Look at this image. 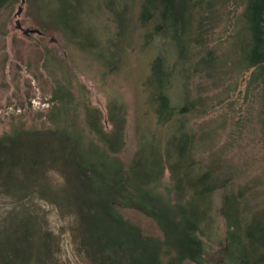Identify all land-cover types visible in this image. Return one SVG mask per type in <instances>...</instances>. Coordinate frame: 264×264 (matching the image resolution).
<instances>
[{
    "label": "trees",
    "instance_id": "trees-1",
    "mask_svg": "<svg viewBox=\"0 0 264 264\" xmlns=\"http://www.w3.org/2000/svg\"><path fill=\"white\" fill-rule=\"evenodd\" d=\"M58 1L62 11L54 16L49 11L45 22L87 52L94 51L95 60L105 67L121 64L115 51L118 40L122 53L137 38L143 48L160 51L145 84L155 121L144 127L132 160L123 163L116 155L128 145L125 105H108L106 129L103 113L91 104L85 87L77 98L71 81L63 78L39 126L18 121L0 136V190L18 198L38 196L56 205L62 216L74 217L70 233L88 264H264V208L252 210L245 198L247 185L234 184L243 167L228 159L227 144L201 158L205 147H212V133L202 135V126H190L188 118L200 113V107L206 114L211 103L192 95L190 79L238 80L251 72L249 86L261 103L264 142V0H143L136 19L125 8L118 14L117 31L107 41L88 26L75 24L72 10L84 0ZM19 2L0 0V12ZM46 2L39 10L51 9L53 0ZM218 4L243 7L230 35L232 45L222 57L212 51L197 57L209 42L206 33L215 29ZM169 42L174 61L166 50ZM54 61L50 58L47 64ZM201 84L196 87L202 89ZM174 85L185 88L177 105L170 96ZM52 171L63 179L59 187L49 179ZM166 171L173 202L158 191ZM127 209L152 219L161 236L132 223L123 213ZM216 210L226 231L217 251L209 253L206 239ZM24 214L9 215L10 221L0 227V264H50L53 237L45 233L37 239L32 219Z\"/></svg>",
    "mask_w": 264,
    "mask_h": 264
},
{
    "label": "rangeland",
    "instance_id": "rangeland-1",
    "mask_svg": "<svg viewBox=\"0 0 264 264\" xmlns=\"http://www.w3.org/2000/svg\"><path fill=\"white\" fill-rule=\"evenodd\" d=\"M142 1L84 0L81 8L72 10L74 22L76 25L88 26L107 41L117 31L116 25L120 19L118 14L123 13L125 8L128 10L127 15L132 20L136 19ZM46 3V0H24L23 4L20 0L14 7L7 6L0 12V136L10 130L12 123L18 121L26 122L27 127L35 124L39 126L44 120L46 108L49 106L47 104L52 99L58 82H64V78L71 81V91L77 98L81 86L85 87L91 104L102 111L106 129L110 128L107 122L108 105H125L128 145L116 157L123 163L130 162L144 127L153 125L155 121L152 106L147 102L145 84L150 72L149 65L160 51L156 47L143 48V40L137 38L125 45V52L122 53V44L118 40L115 51L121 64L114 69L105 67L103 63L95 60L94 51L87 52L78 45L77 40H70L60 29L45 22L48 19L45 15L49 11H52L53 16L54 13L62 11L58 0H53L51 9L39 10L41 4L44 6ZM20 6L23 7L20 16L23 26L44 32L43 37L36 35L39 42L28 40L22 30L15 28V14ZM234 7L218 4L214 17L215 29L206 33L209 42L197 57H203L207 51L214 52V56L218 58L229 52L232 45L230 35L235 32L237 19L243 9L242 6ZM194 18L197 20V13ZM107 49L106 42L103 50ZM166 50L174 61V48L171 43ZM50 58L55 61L48 65L47 60ZM250 74L248 72L238 80L235 77L222 79L220 76H197L190 79L188 87L192 95L196 98L198 95L207 97L211 103L205 111L206 114H202L203 107H200V113L190 114L188 118L190 126H194V123L200 129L202 126V135L205 131L212 133L209 140L212 147L206 146L201 158L220 151L222 145H228L229 150L225 153L228 159L230 157L236 166L243 167V172L235 176L234 184L247 185L246 202L252 210H257L264 208V142L260 127L261 103L257 90L249 86ZM225 80L227 81L224 83ZM198 82L202 83V89L196 87ZM184 91L185 88L178 85L171 88L173 104L179 103ZM169 178L170 174L166 171L158 191L165 200L173 202L174 196L169 191ZM49 179L56 187L63 183V179L54 171L49 174ZM220 198V193H217L216 201L219 202ZM24 212L33 221L37 239L45 233L53 237L54 256L50 264H88L79 254L70 233V228L75 225L74 217L62 216L56 205L41 200L38 196L18 198L0 190V227L6 226L7 221H10L9 215L18 214L21 218L25 215ZM123 213L146 233L161 236L158 226L149 217L135 210L127 209ZM212 218L213 231L208 234L210 238L206 239L209 253L217 251L218 242H221L226 231V222L217 210L213 211ZM206 264L214 263L207 261Z\"/></svg>",
    "mask_w": 264,
    "mask_h": 264
},
{
    "label": "water",
    "instance_id": "water-1",
    "mask_svg": "<svg viewBox=\"0 0 264 264\" xmlns=\"http://www.w3.org/2000/svg\"><path fill=\"white\" fill-rule=\"evenodd\" d=\"M22 3L24 4V0H22ZM22 12H23V7L20 6L18 8V12L15 14V17L17 18L15 28L22 30L23 35L28 40L38 42V38L34 37L33 34H41V31L39 29H34V28L23 29L20 21V16Z\"/></svg>",
    "mask_w": 264,
    "mask_h": 264
},
{
    "label": "flooded vegetation",
    "instance_id": "flooded-vegetation-1",
    "mask_svg": "<svg viewBox=\"0 0 264 264\" xmlns=\"http://www.w3.org/2000/svg\"><path fill=\"white\" fill-rule=\"evenodd\" d=\"M21 25H22V28L23 29H28L29 27H27V28H25L24 26H23V23H22V21H21ZM34 29H37V28H34ZM40 30V29H39ZM41 31V30H40ZM40 36V37H43V36H45V34H44V32L43 31H41V34H33V36L34 37H37V36ZM42 35V36H41ZM38 38V37H37ZM38 42H39V39H38Z\"/></svg>",
    "mask_w": 264,
    "mask_h": 264
}]
</instances>
